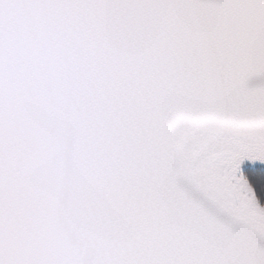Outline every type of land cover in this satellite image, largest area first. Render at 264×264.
<instances>
[{
	"label": "snow or ice",
	"instance_id": "6c2138e0",
	"mask_svg": "<svg viewBox=\"0 0 264 264\" xmlns=\"http://www.w3.org/2000/svg\"><path fill=\"white\" fill-rule=\"evenodd\" d=\"M0 264H264V0H0Z\"/></svg>",
	"mask_w": 264,
	"mask_h": 264
}]
</instances>
